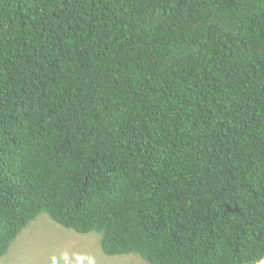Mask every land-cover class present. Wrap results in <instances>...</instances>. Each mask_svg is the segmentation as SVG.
Masks as SVG:
<instances>
[{"label": "trees", "instance_id": "obj_1", "mask_svg": "<svg viewBox=\"0 0 264 264\" xmlns=\"http://www.w3.org/2000/svg\"><path fill=\"white\" fill-rule=\"evenodd\" d=\"M43 212L264 264V0H0V257Z\"/></svg>", "mask_w": 264, "mask_h": 264}, {"label": "rangeland", "instance_id": "obj_2", "mask_svg": "<svg viewBox=\"0 0 264 264\" xmlns=\"http://www.w3.org/2000/svg\"><path fill=\"white\" fill-rule=\"evenodd\" d=\"M0 264H148L139 254L108 255L97 232L79 233L40 213L16 237Z\"/></svg>", "mask_w": 264, "mask_h": 264}]
</instances>
